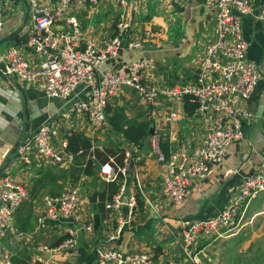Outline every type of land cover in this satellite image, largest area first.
<instances>
[{
	"label": "crops",
	"instance_id": "0c3cea01",
	"mask_svg": "<svg viewBox=\"0 0 264 264\" xmlns=\"http://www.w3.org/2000/svg\"><path fill=\"white\" fill-rule=\"evenodd\" d=\"M41 1L50 8L59 3V0ZM104 1L101 0L96 9L82 5L68 13L76 15L81 21L85 29V41L99 48L113 36L121 12L118 6L112 25L103 24L101 21L106 15L105 10L113 4ZM211 1L129 0L125 10L131 28L125 42L132 39L139 41L140 46H125L115 61L100 64L99 70L104 71L113 63L147 57L153 60L155 68L143 73L145 81L164 88L195 81L200 56L211 35ZM251 3L253 14L241 17L242 37L247 43V57L256 64L259 81L248 100L243 101L237 97L233 99L249 111L252 117L243 120V139L228 147L225 158L212 166L211 175L203 181H195L190 195L177 206L160 193L159 165L156 154L151 152L150 143L153 132L159 134L162 143L175 149L190 151L202 140L204 127L201 118L195 110L185 107L184 99L179 101L161 95L147 103L133 89L122 88L106 108L107 126L102 131H93L88 121L80 122L75 117L73 122L59 124L60 114L70 108L71 101L48 98L36 85L6 75L3 63L0 62V173L30 185V199L21 203L14 214L15 228L23 234V239L12 245L7 240L0 241L13 253V264L86 263L94 258L97 246H116L128 251L149 250L154 254V259L159 261L175 258L180 253V237L173 236L170 231L178 228L179 220L215 214L233 199L241 177L253 171L264 157V129L261 123L264 114V24L256 18L264 0H251ZM137 4L140 5L138 8ZM140 12L150 14L151 21H142L138 16ZM0 16L3 21L0 37L20 31L12 38L14 44L6 42L0 46V56L7 48L15 46L25 57L35 60V56L26 47L31 27L26 1L0 0ZM94 19L100 23L94 25ZM154 24L163 33L154 34L151 31ZM113 118L115 122L111 123ZM45 122L61 128L64 124L66 127L71 126L68 144L71 136L82 135L89 139L90 147H80L76 151L67 149L72 153L80 149L83 152L76 155L72 162L60 166L42 162L36 157L28 163L20 160L15 147L23 139L31 137L40 124ZM140 122L148 124V135L139 143H129L123 136V129ZM111 139L113 141H109ZM123 145H127L131 151L125 180L126 193L134 192L136 196L137 205L132 219L135 223L132 225L131 222L118 240L107 241L106 232L118 212L106 210L104 203L111 198L108 197L111 187L114 185L117 190L123 178L120 181L105 182L99 170L111 157L122 163L120 149ZM95 149L106 150L105 162L101 163ZM94 182L95 186H90ZM72 185H77L84 193L79 196V210L91 218L94 232H82L77 246L72 250L41 254L40 262L33 247L42 243L53 245L62 237L61 226L57 223L49 220L37 222L42 212L43 197L59 193ZM102 193H105L104 199ZM141 218L144 219L143 223L140 222ZM155 218L163 220L159 225L155 224L158 225V234L154 226L148 228L151 225L149 221ZM213 241L206 239L198 244L197 249L201 251L200 257L205 264L213 261L210 254Z\"/></svg>",
	"mask_w": 264,
	"mask_h": 264
},
{
	"label": "built area",
	"instance_id": "2783aa9c",
	"mask_svg": "<svg viewBox=\"0 0 264 264\" xmlns=\"http://www.w3.org/2000/svg\"><path fill=\"white\" fill-rule=\"evenodd\" d=\"M121 7L115 31L102 47L85 41V29L76 15L68 14L80 6L96 9L101 0H59L50 8L41 0H26L29 5L31 27L26 47L35 56L30 60L15 46H10L0 56L6 75L36 85L48 98L70 102V108L60 114L59 124L86 120L93 131L107 126L106 108L110 100L122 88L136 91L140 99L150 103L161 95L196 104L204 137L190 151L169 148L164 153L159 134H151V152L156 154L159 165L160 193L171 204L180 205L190 195L195 181H203L212 173V166L221 162L228 147L243 139V120L252 114L243 109L233 97L248 100L258 86L259 74L254 61L247 57V43L242 37L241 17L253 14L251 0H213L211 11V35L205 43L198 62L197 79L174 88H164L144 80L143 73L155 68L147 57L113 63L104 71L99 65L115 61L125 48H137L139 41L128 39L130 20L125 8L129 0H105ZM104 1V3H105ZM256 18L264 24V5ZM3 26L0 16V29ZM264 129V114L261 117ZM70 128L42 123L36 132L23 139L15 148L18 158L29 162L36 157L42 162L63 165L72 162L83 152L67 151ZM122 163L111 157L100 166L99 174L105 182L123 180L105 209L118 212L106 232L107 241L120 238L134 219L135 193H126L131 151L127 145L120 149ZM2 173V172H1ZM0 173V241L9 245L23 239L15 228L14 214L24 201L30 199V185ZM120 181V180H119ZM264 191V157L253 171L241 177L236 195L219 212L197 219H180L178 228L170 231L180 237V253L164 261L154 259L149 250H121L116 246H97L94 258L86 263L72 264H205L200 257L198 244L224 237L239 222L240 213L252 199ZM79 187L72 185L55 194L43 197L42 212L37 222L45 220L61 226L62 237L53 245L38 244L33 247L38 261L41 254L74 249L81 233L94 232V223L79 210ZM123 210V211H122ZM236 233H231L233 235ZM13 253L0 242V264H13Z\"/></svg>",
	"mask_w": 264,
	"mask_h": 264
},
{
	"label": "rangeland",
	"instance_id": "374dc122",
	"mask_svg": "<svg viewBox=\"0 0 264 264\" xmlns=\"http://www.w3.org/2000/svg\"><path fill=\"white\" fill-rule=\"evenodd\" d=\"M139 6L137 4L136 8ZM117 9L118 5L116 4L107 6L105 10L106 15L101 22L103 24L108 23L107 25L111 23L112 25ZM113 10L114 13L112 14ZM138 16L146 23H149L152 19L150 14L144 15L142 12ZM92 23L97 25L100 22L94 19ZM151 31L154 34L163 33L158 29L156 24H154ZM106 135H108V131ZM92 184L90 186H95V182ZM79 194L84 195L82 190H79ZM92 208H94V205H92ZM143 221L144 219L141 218L140 222L143 223ZM160 222H163V220L158 218L152 219L149 221L151 225L148 228L154 226L153 228L157 232ZM134 223L135 221L132 222V225ZM156 223L158 225H155ZM231 233L236 234L230 235ZM211 245H213L212 252L210 253L213 258L211 264H264V191L260 192L247 208L240 213L238 225L225 234L224 237L214 240Z\"/></svg>",
	"mask_w": 264,
	"mask_h": 264
},
{
	"label": "trees",
	"instance_id": "16d2710c",
	"mask_svg": "<svg viewBox=\"0 0 264 264\" xmlns=\"http://www.w3.org/2000/svg\"><path fill=\"white\" fill-rule=\"evenodd\" d=\"M188 100H189V96H185L184 97L185 107L186 108L190 107L191 111L195 110L196 104H194V103L191 104V103H189ZM114 119L115 118H113L111 120V123L115 122ZM148 132H149L148 124L144 123V122H140L136 126H131V127L125 128L122 131L123 136L125 137V139L128 140L129 143H139L140 141H143L146 138V136L148 135ZM80 147L85 148V149L90 147L89 139L86 138L85 136H82V135L81 136L80 135L71 136L69 139V144H68L67 149L71 150V151L72 150L76 151ZM161 148H162L164 153H166V154L168 153V145L167 144L165 145L164 143L161 142ZM105 151H100L99 149H95V154L98 158H101V163H103L107 160L106 155L104 153ZM115 152H113V153H115ZM88 166L90 167L91 164L89 163ZM86 171L91 173V171L89 169H87ZM111 185H113V184H111ZM115 190H116V186L113 185L111 187L110 193L108 195L109 198L111 197V194L113 192H115ZM104 198H105V193H102V199H104Z\"/></svg>",
	"mask_w": 264,
	"mask_h": 264
},
{
	"label": "water",
	"instance_id": "95a60500",
	"mask_svg": "<svg viewBox=\"0 0 264 264\" xmlns=\"http://www.w3.org/2000/svg\"><path fill=\"white\" fill-rule=\"evenodd\" d=\"M24 1H26V0H24ZM26 4H27V2H26ZM29 11V5L27 4V12ZM18 32H20L19 30H17V31H15V32H13V33H11V34H8V35H6V36H4V37H0V46L3 44V43H6V42H8V43H10V44H14L15 43V40H13L12 38L16 35V34H18ZM106 116H107V113H106ZM16 148V147H15Z\"/></svg>",
	"mask_w": 264,
	"mask_h": 264
}]
</instances>
